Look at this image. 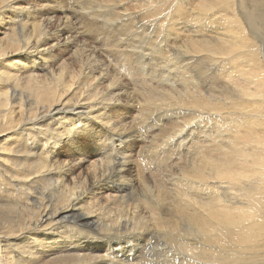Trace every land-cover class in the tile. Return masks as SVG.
Wrapping results in <instances>:
<instances>
[{"label":"bare ground","instance_id":"6f19581e","mask_svg":"<svg viewBox=\"0 0 264 264\" xmlns=\"http://www.w3.org/2000/svg\"><path fill=\"white\" fill-rule=\"evenodd\" d=\"M20 1L0 0V264H264V0H205L193 30L181 6L165 29L98 6L95 23L139 33L137 58L173 74L175 92L95 61L94 36L112 51L96 24L80 40L70 16ZM174 15L198 36L172 48ZM120 105L142 111L136 126L110 122ZM168 119L181 124L152 136ZM78 154L98 159L72 176Z\"/></svg>","mask_w":264,"mask_h":264},{"label":"rangeland","instance_id":"374dc122","mask_svg":"<svg viewBox=\"0 0 264 264\" xmlns=\"http://www.w3.org/2000/svg\"><path fill=\"white\" fill-rule=\"evenodd\" d=\"M39 1H41V0H22L18 3H16L15 6L16 7H23L26 4H28L29 7L32 6L37 10V7H35V4H38ZM171 1H174V0H169V2H168L169 7H168L167 6L168 3L165 4L163 2V0H158L157 2H155V0H147V1L146 0H86L85 6H80L76 0H45V4L48 6H47L46 10L44 12H40V14L44 15V13H45L49 16H55V17L57 16L58 18L62 19L61 21H63L65 17L70 16V24L72 25V28L77 32L76 35L80 38V40L84 39V40H87V42L92 41V39L89 36H87L88 32L91 30L90 27H93L96 24L97 26L100 27V30L102 32L108 33V35L111 36L109 44H111V46H112V51H110L109 49H106L103 46V44L100 43V38L97 36H94L96 33H92V35L97 40V45H96L97 49H96V54L94 56L95 61H97V62L103 61L104 65L110 66L109 69L112 71L111 74H115L117 72L116 68L115 67L111 68V65H115L120 60H123L124 62L127 63L124 68L129 74L140 76V77L143 76V78L148 79L147 81H149L151 79V77H154L153 81H149V83L147 84L149 87L157 89L158 91H159V89H160V91L163 89V90H167L170 92L171 91L175 92L179 89V86L177 85L176 80H175L176 78L173 74L167 75V73L163 72V70L159 71L158 69H155L154 67H152V62L150 60L143 59L141 57L137 58L138 56H143V54H142L143 51L147 50V48L145 47L146 44L143 43V41L140 37H138L139 33H137L135 30H133L127 36H120V35L116 34V31L121 28V25L118 24V22L113 21V20H111V21L104 20V21H100L98 23H95L96 22L95 14L101 15L104 13V12H100L98 10V6L106 5V6H108L107 7L108 11L115 12L118 14H122L123 16H130V15H134L135 13H138V12H143V14H147V16H144L145 21H150V20L154 21L155 19H158L160 21V23L162 24L163 28L165 29V26L169 27V25L171 24L170 23V21H171L170 17H171V13L174 11V8L175 7L178 8L181 6L180 9L184 10V11L187 10V12L189 14H190L189 9H190L191 14L190 15L188 14V15L190 17L192 16L189 21L186 20L188 23L185 21L184 18L178 17L177 15H174L172 18L174 21L173 23L176 25L174 29H179L178 30L179 32L175 31L177 39H178V45L172 46V48L178 47V46L181 47V46H184L185 44H188L190 42L189 40H191V38L194 39L195 37L198 36V35H194L195 32H190V34H189V32L187 33L186 31L183 32V27L187 26V24H188L189 25V26H187V27H189L188 29L193 30L194 23H189L190 21L194 20V17H193L194 14L192 13L193 9L198 8L200 6V4H202L205 0H176L174 2H171ZM146 2H147V4H145ZM158 2H160L161 5ZM154 4H156V7H154L155 6ZM58 5H61L62 10H63L62 13H59V12H61V9ZM163 5H165V7H167V8H165V7L163 8ZM170 5H171V7H170ZM173 5H174V7H173ZM92 6H95V11L93 13H91V14H83L82 13L83 9L89 8ZM34 8H31V9L35 10ZM78 10H80V11H78ZM218 10L219 9L217 8L216 11H218ZM148 11H150V12H148ZM153 11H156L157 14L156 15L151 14ZM195 11H196V9H195ZM144 12H146V13H144ZM210 15H211V12H210ZM211 17H212V15H211ZM184 21L187 24L184 23ZM78 24L82 25V26L85 25V26H84V28H81V27H79ZM105 24L108 26H112L111 29L113 30L112 31L113 33H111V31H110V27H108L107 29L102 27V25H105ZM217 24L219 25V27H218V25H216L217 28H222V24H220L218 22H217ZM209 26H211V25H209ZM49 28L52 31H55V28H53V26H49ZM132 29H134V28H132ZM80 31L85 32L84 36L80 37L78 35V33ZM0 38H1V31H0ZM124 48L126 51L124 50ZM166 48L168 50H171V47H166ZM122 51L127 52L129 55H127L125 57H121L123 54ZM132 52H134V53H132ZM59 53H60L59 49L53 52V54H59ZM144 55H146V54L144 53ZM25 58L29 59L30 57H25ZM52 65H55L53 61H52ZM119 71L122 72L121 73V76H122L124 74V72L121 71V69ZM94 74L97 75V67H96V70H94ZM153 74H154V76H153ZM165 75H167L168 77H165ZM170 76H172V77H170ZM126 79L127 80L125 81V83L127 84V83H129V80H128V78H126ZM161 79H162V81H161ZM160 81L162 83H160L158 86L157 82H160ZM127 87L130 90V92H132L133 88H135V87L132 88V86H127ZM165 93H166V91H165ZM131 105L129 104L128 106H131ZM118 107L119 108L124 107L123 112L111 113V109H109L110 111L108 110L109 113L107 114V118L110 120V122L115 123L116 125H117V123H120V124H127V125H129V127L136 126V124H137L136 120L140 117V112H142V111L139 110V108H138V110L130 108V107L127 109V107L124 105H120ZM180 121L181 120L168 119L166 122L160 123L157 126V129L152 133V136H154L156 133L167 134L175 124L180 125L181 124ZM83 143L84 142H80V146L83 148H86V146ZM91 147L93 149V142L89 141L88 148H91ZM131 148H134V146L127 145L126 152L131 154V157L129 160L132 161L131 166H132V171H134V173H132V174H137V172L141 168L140 163H144V161L139 157L138 151H136L137 149L135 150L136 152L134 151L133 153H130ZM62 152H63V157L58 161V163H60L63 166L64 160L66 158H69V157L67 156L66 150H63ZM88 153H90V152H88ZM70 159H73V161H74L73 163L75 166L73 171H72L73 172L72 176H76L79 173H81L82 175L86 174V171L90 169L89 167H91V165L94 164L96 159H98V158L89 157L86 159V158H82L81 154H78V155L72 156ZM80 161H83V163H81ZM164 163H165V160H164ZM60 168L64 170L66 168V166L64 165V167H60ZM127 175H130V174H127ZM145 176H149V175L145 174ZM66 179L71 180V176L66 177Z\"/></svg>","mask_w":264,"mask_h":264}]
</instances>
